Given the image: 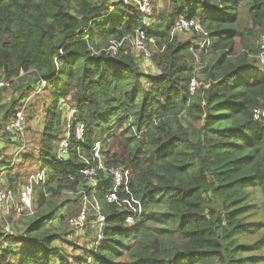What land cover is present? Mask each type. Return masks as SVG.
Wrapping results in <instances>:
<instances>
[{"label": "trees", "instance_id": "trees-1", "mask_svg": "<svg viewBox=\"0 0 264 264\" xmlns=\"http://www.w3.org/2000/svg\"><path fill=\"white\" fill-rule=\"evenodd\" d=\"M169 1L172 12L151 26L123 2L110 8V0H0V120H14L36 87L52 102L41 146L30 154L40 172L24 183L41 175L39 213L20 235L0 232V264L13 257L19 264H71L54 245L61 234L48 226L83 212L97 237L100 216L104 223L100 240L75 264H264V118L256 113L264 109V0ZM181 19L207 34L202 48L173 33ZM140 33L149 60L135 50ZM198 50L205 77L190 97L197 73L188 59ZM136 53L157 72L144 73ZM24 86L26 95L10 108L2 103L7 88ZM64 103L73 115L61 138L56 112ZM184 111L192 129L180 121ZM102 136L107 171L93 153ZM120 167L130 174L109 203V171ZM12 169L0 161V172ZM63 193L80 202L71 210L52 206L48 197Z\"/></svg>", "mask_w": 264, "mask_h": 264}, {"label": "rangeland", "instance_id": "rangeland-1", "mask_svg": "<svg viewBox=\"0 0 264 264\" xmlns=\"http://www.w3.org/2000/svg\"><path fill=\"white\" fill-rule=\"evenodd\" d=\"M150 9L155 11V16L151 17L145 16V22L146 24H149L151 26H157L158 22V15L165 16L166 14H170L172 12L171 4L169 0H147ZM119 2H123L125 4H132L134 7H137L138 10H140L143 14L145 12L143 11V8L139 4V1L137 0H110L111 7H115ZM147 12V11H146ZM146 15V14H145ZM160 16V17H161ZM170 19H168L167 23H170ZM259 34V33H258ZM202 35V37H201ZM179 37L182 39L183 43L193 41L192 45H198L202 47L205 44V36L202 34L200 27L198 28V32L196 30H190V31H184L182 32ZM263 36L259 34V41L258 43L261 45L262 41V47L264 46V38ZM151 49H153L151 47ZM194 49V48H193ZM150 50V49H149ZM240 52V51H239ZM150 53V52H149ZM211 54V53H209ZM205 54V56L209 55ZM136 57L139 58L140 62V69L146 73V74H155L157 72V69L155 70L154 67L150 64V62L146 63V61L141 58V56H138V54H135ZM218 56V55H217ZM194 58V60H193ZM213 56L210 57L212 60ZM80 61V60H79ZM261 64L262 66L259 69V74L264 73V61ZM188 63L192 65L197 73V77L195 79L197 80V87L199 86V82L203 79L204 74L202 73L203 68L205 67V63L203 62V57L200 55V50H198L197 54L194 53V56H191L188 59ZM188 65V66H190ZM80 72V75H82V65H78V70ZM205 77V76H204ZM194 78V77H193ZM43 87V85H41ZM29 88L21 87H9L7 88V91L4 94L2 103L4 105H8L10 108V105L12 104L13 100L21 99L26 95V90ZM75 89V88H74ZM137 89L134 87V90ZM142 93V92H141ZM23 103V104H21ZM51 99L48 93L42 92L41 87L37 88L30 93L28 97L22 102L19 103V105L22 106V109L25 107L24 111V124L22 126V133H17L15 131H8L7 126L10 124V122L13 119H10L8 122L4 123V121L0 120V161H9L11 164V167H13L12 170L2 171L3 177H6V179L0 180L1 186L4 188H11L15 189L14 191L16 193H19L21 191V188L23 187L27 177L30 174H35L39 171L40 165L35 161V159L30 158V154L37 153L38 149L41 146V132H43L44 126H45V113L51 105ZM138 107L141 105V101L138 100L137 102ZM20 106V108H21ZM63 106H66L67 108H63ZM188 108V106H187ZM69 110V111H68ZM57 114L61 115L62 118V126H61V134L60 137H64L67 132L70 130V126L68 124H71V119L73 115V111L71 109V106L65 105V103L57 108ZM5 114V112L3 113ZM261 114V115H260ZM262 116L264 118V109L260 111L258 114V118ZM180 121L181 123L188 128L192 129V121L189 119L185 111L180 115ZM104 136L101 137L99 140L100 143L103 142ZM102 145V143H101ZM60 154L66 155L65 150L61 149L60 147ZM29 157V158H25ZM125 174H130V171L126 170ZM10 177L15 178L16 181L12 182L10 180ZM93 184H95V181L89 180ZM13 184V186H12ZM12 186V187H11ZM38 192V191H37ZM36 192V193H37ZM38 195V194H37ZM35 198V197H34ZM37 200L38 197L36 196V199L34 201L35 205V216L29 217L27 215H17L16 213H12L7 217V222L11 225V235H20L22 234L25 229L29 226V223L33 221L35 217H37L39 210L37 208ZM48 201L51 203L52 206H60L63 205L62 208L65 207V209H73L75 204L80 202L78 197L75 199L74 196H70L67 193H63L59 196H49ZM85 201V200H84ZM85 208L87 207L88 213L91 211L92 207L89 204V202L85 201L84 204ZM61 208V209H62ZM47 209V208H46ZM65 209L60 210L59 215L65 214ZM84 210V209H83ZM47 212V211H45ZM90 214H92L90 212ZM264 219V217H261ZM74 217H72L70 220H60V218H57V221H54L51 223L50 226H48L52 232L54 233H60L62 240L61 242H55L54 245L57 246L59 249L63 250V253L71 261V264H75L76 260L79 259V257H83L85 250L91 248L96 241H99V237H97L94 229L91 227V224H86L85 220L87 221V218L84 220L86 227L81 226H75L72 224V221H74ZM99 220V219H98ZM93 226L96 227L98 223L96 221H92ZM78 228V229H75ZM74 228V229H73ZM100 233V232H99ZM264 234V232H263ZM66 240H64V239ZM102 239V238H101ZM4 247H7V244H5ZM19 246H17L18 249ZM10 261L13 264H19L20 257H13L10 259ZM116 263H126V259L124 260H118ZM56 264H59L56 262Z\"/></svg>", "mask_w": 264, "mask_h": 264}, {"label": "built area", "instance_id": "built-area-1", "mask_svg": "<svg viewBox=\"0 0 264 264\" xmlns=\"http://www.w3.org/2000/svg\"><path fill=\"white\" fill-rule=\"evenodd\" d=\"M139 4L143 8V11L147 16L152 13L150 9V5L147 0H142L141 2H139ZM199 27L200 26L193 20L181 19L179 22H177L173 30V33L178 32L179 34H181L184 31H190V30H196L198 32ZM200 29L201 32L203 33L201 27ZM204 35H205V44H206L207 34ZM145 40H146L145 34L140 33L137 39L133 40V44L135 46V50L143 52L145 54V59L149 60L150 55H149V51L146 48ZM150 42L154 44L153 40H151ZM116 49H117V44L112 43L109 50L116 53ZM3 85L8 86V84L6 83L1 84V86ZM196 89H197V80L193 78L191 79L189 84L190 97H192L195 94ZM24 109L25 107L16 115V118L7 126L8 131L11 132L15 131L19 134L22 133V126L25 121L23 114ZM256 113L259 114L260 111H256ZM83 131H84L83 127L80 126L77 130V137L79 139L82 138ZM67 148H68V141L67 139H65L61 143V149L65 150V153H67L68 152ZM101 148L102 145L100 142H98L95 148L93 149V153L100 162L99 170L107 171V169L103 166V163H101V159H102ZM109 172L113 174L115 178V192L107 197V201L109 203H113L117 201L116 193L118 188L121 186L123 182L125 169L123 167H120L117 169H111ZM89 175H90V179L95 181L96 173L94 171H91ZM41 179L42 178L40 174L30 176L27 183L23 185L19 193H16L13 189L4 188L0 184V232L2 231L4 237L11 235V225L9 224V222H7V217L9 215H11L12 213H16L19 216L27 215L29 217H33L35 215V205H34L35 185H37ZM84 220H85V214L83 212L77 219L72 221V224L75 226H81L84 224ZM98 222H99V232H100L99 237H101L100 235L103 229L104 217L100 216Z\"/></svg>", "mask_w": 264, "mask_h": 264}]
</instances>
